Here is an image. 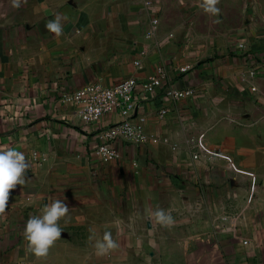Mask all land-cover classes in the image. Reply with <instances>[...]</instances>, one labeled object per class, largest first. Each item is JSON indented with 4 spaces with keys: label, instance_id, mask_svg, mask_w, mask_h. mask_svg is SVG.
<instances>
[{
    "label": "crops",
    "instance_id": "1",
    "mask_svg": "<svg viewBox=\"0 0 264 264\" xmlns=\"http://www.w3.org/2000/svg\"><path fill=\"white\" fill-rule=\"evenodd\" d=\"M205 2L0 0V150L29 164L0 211V264H27L26 222L57 199L69 210L53 246L68 244L69 264H264V0H247L243 36L227 41L188 28L186 11ZM57 16L59 35L46 27ZM185 63L193 69L173 84L192 96L137 109L146 142L114 140L110 161L92 153L120 118L84 122L65 94ZM161 209L171 225L152 215ZM105 233L115 246L98 252Z\"/></svg>",
    "mask_w": 264,
    "mask_h": 264
},
{
    "label": "built area",
    "instance_id": "2",
    "mask_svg": "<svg viewBox=\"0 0 264 264\" xmlns=\"http://www.w3.org/2000/svg\"><path fill=\"white\" fill-rule=\"evenodd\" d=\"M159 14L155 10L152 19L146 29L145 36L150 38L159 22ZM238 49L244 50L245 44L241 41L236 44ZM145 54V49L139 51V58L133 60L136 66L141 65V56ZM193 65L185 63L177 66L172 71V76L163 67L158 66L156 70L138 83L134 76L124 78L110 86L98 83L87 84L70 93L64 98L76 102L80 106V118L87 123L97 122L104 114L115 112L119 116V121L101 130L105 141L96 144L92 153L100 157L103 161H110L118 157V151L112 147L111 143L116 139H122L128 143L142 144L148 140L143 128L137 123L139 118L137 109L139 105L149 98L158 97L162 102H177L194 94L191 87H176L175 80L185 77ZM256 72L249 67L248 75L253 77ZM139 85V86H138ZM256 90L254 86L251 87ZM139 90V94L136 91ZM168 107L163 105L159 108L160 116L166 115Z\"/></svg>",
    "mask_w": 264,
    "mask_h": 264
},
{
    "label": "clouds",
    "instance_id": "3",
    "mask_svg": "<svg viewBox=\"0 0 264 264\" xmlns=\"http://www.w3.org/2000/svg\"><path fill=\"white\" fill-rule=\"evenodd\" d=\"M217 0H206L203 5L205 11L216 14L220 11L216 7ZM46 27L59 35L62 31L60 17L47 23ZM29 164L25 155L17 149L0 150V211H2L9 199L10 190L17 184H22L23 177ZM68 206L61 199L54 200L44 206L42 215H33L26 222L24 235L29 242L31 251L38 257L45 256L50 246L61 236L63 229L58 220L68 212ZM156 219L165 225H171L173 218L170 213L158 210L155 213ZM110 234L105 233L102 240H98L96 247L98 252H105L108 248L114 247Z\"/></svg>",
    "mask_w": 264,
    "mask_h": 264
},
{
    "label": "rangeland",
    "instance_id": "4",
    "mask_svg": "<svg viewBox=\"0 0 264 264\" xmlns=\"http://www.w3.org/2000/svg\"><path fill=\"white\" fill-rule=\"evenodd\" d=\"M219 4L216 7L220 11L216 14L209 13L205 11L204 7L201 6H191L186 11V20L188 28H192L200 40H217V41H227L231 38H238L243 36V29L247 20L250 19L249 12L254 9V5H250L247 0H235L234 4H225L223 0H218ZM169 9V16L175 17L176 12L173 8L174 5L166 6ZM176 21H174L175 23ZM59 251L60 260H53L52 256L55 252ZM68 244L50 246L47 255L38 257L36 256L29 247L27 251V264H69L65 259L67 258ZM73 263V262H71ZM92 264H96L93 262Z\"/></svg>",
    "mask_w": 264,
    "mask_h": 264
}]
</instances>
